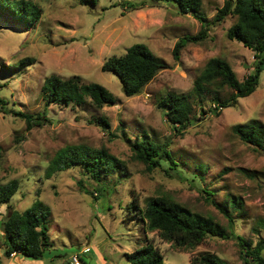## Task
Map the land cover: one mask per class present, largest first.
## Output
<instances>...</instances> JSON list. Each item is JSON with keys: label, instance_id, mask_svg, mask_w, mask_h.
Masks as SVG:
<instances>
[{"label": "rangeland", "instance_id": "1", "mask_svg": "<svg viewBox=\"0 0 264 264\" xmlns=\"http://www.w3.org/2000/svg\"><path fill=\"white\" fill-rule=\"evenodd\" d=\"M33 1L40 15L29 26L0 7V95L8 108L44 110L47 117L27 128L22 116L0 111V182L19 180L9 202L0 204V219L8 204L22 210L40 199L49 207L52 244L41 264H73L74 253L81 264H130L124 253L147 241L159 247L167 264H190L206 251L229 264H244L236 234L251 245L264 237V144L245 142L233 126L256 121L264 128V69L250 94L221 107L218 114L212 108L233 89L208 87L207 97L193 104L191 121L184 129L174 128L158 105L167 91L190 90L212 56L225 59L239 79L253 70V51L227 36L236 17L226 15L212 22L206 36L188 41L176 59L172 55L175 41L183 34H196L201 20L193 12H179L169 2L132 8L128 0ZM222 3L201 0L200 13L211 20ZM136 42L146 44L168 67L159 70L139 93L127 96L116 73L101 65ZM25 57L32 62L20 64ZM51 73L79 74L84 82L103 84L117 100L101 108L88 102L46 104L41 85ZM93 115L106 116L109 126L100 125ZM143 137L166 146L180 172L169 169L168 174L166 159L161 167L149 169L133 158L130 144ZM67 145L104 147L121 159L124 170L101 176V193L93 191L98 197L80 187L91 189L95 183L78 165L46 176L50 160ZM161 194L192 213L212 218L228 235L207 234L193 246L179 247L126 209L133 196L142 205L146 197ZM4 247L0 228V264H40L23 255L8 256Z\"/></svg>", "mask_w": 264, "mask_h": 264}, {"label": "trees", "instance_id": "2", "mask_svg": "<svg viewBox=\"0 0 264 264\" xmlns=\"http://www.w3.org/2000/svg\"><path fill=\"white\" fill-rule=\"evenodd\" d=\"M80 3H96L97 0H77ZM169 2L178 6L181 13L193 12L201 20V28L196 34H183L174 43L172 55L179 58L180 49L188 41H196L206 36V31L212 22L222 20L226 15L235 16V21L227 28V36L234 38L253 51V70L243 79H239L231 65L218 56L210 57L201 71L193 79L192 88L186 92L167 91L158 99V105L165 110L167 120L176 129H184L191 121L193 104L207 97L206 89L213 86L219 90L224 85L233 89L228 96L218 101L212 109L214 114L229 103H234L239 97L250 94L257 86L259 73L264 69V1L263 0H223L211 20L200 13L201 0H151L145 3L127 1L132 8L142 7L146 4L155 5L157 2ZM263 2V3H262ZM0 7L11 13L21 23L27 26L33 24L40 15V8L33 0H0ZM32 62L31 57L20 60L26 65ZM168 64L153 54L152 50L144 43L136 42L129 45L120 55L108 57L101 65L103 70H111L118 76L125 95L131 96L139 93L143 87ZM42 96L47 103L85 104L89 103L95 108L116 102L114 94L103 84L98 82H84L79 74L62 77L51 73L47 75L41 85ZM216 98V96H212ZM0 111H12L22 116L26 127L39 125L47 120L45 111L36 113L13 110L7 107V100L0 95ZM93 120L105 127L109 122L104 115L94 116ZM233 130L245 142L256 146L264 144V128L256 121L235 124ZM133 158L146 164L149 169L162 166V160L167 161L169 169L179 173L177 162L172 157L170 150L157 141L143 137L135 139L131 144ZM78 165L83 168V173L95 185L87 189L84 184L80 187L94 197L93 191L101 193V176L112 175L115 171L124 170L120 158L110 153L104 147L88 145H67L57 150L50 160L46 176ZM105 181V178H103ZM19 186L17 178L0 182V204L8 203ZM95 191V192H96ZM210 194L209 191H207ZM8 211L0 219V228L4 235V252L6 255H23L34 259H41L52 244L48 235L47 217L49 207L40 199L34 201L29 207L18 210L10 204ZM126 209L137 213V217L145 221L149 230H156L159 236L179 247L193 246L201 242L207 234L227 236L224 228L210 217L192 213L168 195H153L145 198L142 205L133 196L126 204ZM223 211L224 208L221 207ZM244 253V264H264V237H260L254 245L236 234ZM124 256L130 264H167L157 245L151 241L140 245ZM84 264V262H82ZM190 264H229L225 259L213 252H203L193 257Z\"/></svg>", "mask_w": 264, "mask_h": 264}, {"label": "built area", "instance_id": "3", "mask_svg": "<svg viewBox=\"0 0 264 264\" xmlns=\"http://www.w3.org/2000/svg\"><path fill=\"white\" fill-rule=\"evenodd\" d=\"M11 254H14V252H12ZM71 263H73V264H81L80 258H79L77 253H74V254L71 255Z\"/></svg>", "mask_w": 264, "mask_h": 264}, {"label": "crops", "instance_id": "4", "mask_svg": "<svg viewBox=\"0 0 264 264\" xmlns=\"http://www.w3.org/2000/svg\"><path fill=\"white\" fill-rule=\"evenodd\" d=\"M38 263L40 262V264H41V259H37L36 260ZM20 263H22V261L20 260Z\"/></svg>", "mask_w": 264, "mask_h": 264}, {"label": "water", "instance_id": "5", "mask_svg": "<svg viewBox=\"0 0 264 264\" xmlns=\"http://www.w3.org/2000/svg\"><path fill=\"white\" fill-rule=\"evenodd\" d=\"M177 8L179 9V7L177 6Z\"/></svg>", "mask_w": 264, "mask_h": 264}]
</instances>
